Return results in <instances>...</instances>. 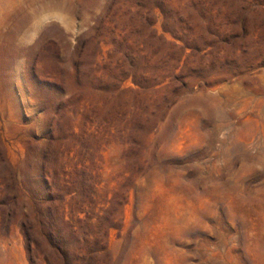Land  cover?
I'll return each mask as SVG.
<instances>
[{
	"label": "rangeland",
	"instance_id": "obj_1",
	"mask_svg": "<svg viewBox=\"0 0 264 264\" xmlns=\"http://www.w3.org/2000/svg\"><path fill=\"white\" fill-rule=\"evenodd\" d=\"M0 264H264V0H0Z\"/></svg>",
	"mask_w": 264,
	"mask_h": 264
},
{
	"label": "trees",
	"instance_id": "obj_2",
	"mask_svg": "<svg viewBox=\"0 0 264 264\" xmlns=\"http://www.w3.org/2000/svg\"><path fill=\"white\" fill-rule=\"evenodd\" d=\"M66 185V181L61 185L59 181L54 180L49 189L54 190L56 194H53L50 204L46 205L44 200L36 199L33 206H30L27 222L23 226L26 247L30 254L34 252L33 243L36 247L39 245L43 247L45 242L58 251L62 255L61 257L66 260L69 257L68 254L75 255L76 249L80 250V247H82L76 239L73 242L67 241V238L65 239L66 233L72 237L77 231L73 227L72 221L65 219V197L68 193ZM73 198L71 196L69 200H73ZM70 213L73 214L72 209H70ZM35 237H40L41 241L38 242ZM87 243L88 240L86 239L83 245Z\"/></svg>",
	"mask_w": 264,
	"mask_h": 264
}]
</instances>
